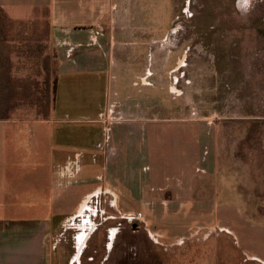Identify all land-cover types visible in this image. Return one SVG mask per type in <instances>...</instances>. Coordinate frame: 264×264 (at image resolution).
I'll return each instance as SVG.
<instances>
[{
    "label": "rangeland",
    "instance_id": "374dc122",
    "mask_svg": "<svg viewBox=\"0 0 264 264\" xmlns=\"http://www.w3.org/2000/svg\"><path fill=\"white\" fill-rule=\"evenodd\" d=\"M119 8L118 25L114 28L128 32L129 51L123 53L127 48L117 44L109 57H103L104 71L106 76L114 73L118 78L120 70L115 64L122 60H128L133 68L124 73L122 85L109 84L106 95L109 100L121 101L127 94L135 97V110L136 101L142 103L139 111L144 112V117L128 116L125 120L129 123L119 124L134 128L129 139L133 138L135 145L128 154L140 171L139 180L145 176L142 166L152 165L144 162L148 150L140 148L141 144H148L151 152L158 149L154 151L155 160L163 153L162 161L169 163L164 153L167 157L177 154V163L183 164L178 171L168 172L164 182L157 178L153 182L150 177L149 187L157 189L164 185V192L169 194L173 186L179 192L190 188L192 177L197 175L205 200L213 197L214 203L217 190L225 186L238 194L244 185L240 163L251 160L249 167L255 180V159L264 160V132L259 130L264 126V0H126ZM41 25L17 26L6 21L0 12V29L44 30ZM105 28L111 29V25ZM48 58L52 61L53 57ZM51 63L44 74L39 69L28 71L32 77L39 73L35 83L27 79L28 73L24 71L21 84L6 86L10 94L17 88L23 108L37 107L46 113L51 73L56 71L55 62ZM108 65L114 69L107 70ZM114 80L115 77L111 79ZM90 118L93 116L87 117ZM93 120L102 126V131L107 130L102 149L105 161L112 152L107 149L111 135L113 140L118 134L115 128L123 118L107 102ZM205 160L218 162L219 175ZM197 167H209L208 174L195 172ZM101 177L102 195L97 200L102 213L95 220L97 230L90 234L92 229H87L79 236L77 245L71 238L77 231L62 234L60 230L62 236L52 244L59 253L54 264H68L69 258L77 264L83 249L82 262L86 263L85 258L90 256L94 258L91 264H264V228L249 243L241 241L239 245L238 238L225 228L228 215L222 220L224 214L215 212L209 217L212 225H195L205 229L189 228L185 233L166 235L154 226L153 212L124 210L121 200L125 188L121 181L105 179L104 172ZM249 194L250 200L260 205L259 201L264 200V181L253 183ZM182 200L188 201L190 196ZM244 204L237 207L245 211ZM87 205H81L80 213ZM261 209L252 215L264 217V203ZM252 221L254 225H264V221Z\"/></svg>",
    "mask_w": 264,
    "mask_h": 264
},
{
    "label": "crops",
    "instance_id": "0c3cea01",
    "mask_svg": "<svg viewBox=\"0 0 264 264\" xmlns=\"http://www.w3.org/2000/svg\"><path fill=\"white\" fill-rule=\"evenodd\" d=\"M124 2L126 0H0V12L6 21L17 26L22 23L44 26V30L0 29V264H54L59 253L52 244L58 242L61 233L77 231L71 236L77 245L79 236L87 229H92L90 234L95 232L98 226L95 220L102 213L97 199L102 195L103 172L105 179L123 183L124 210L153 212L154 226L166 235L185 233L189 228L205 229L195 225H212L209 217L215 212L224 214L222 220L228 215L224 227L238 238L239 245L241 241L249 243L259 229L264 228L263 223H252V220L264 221L260 214L252 215L262 211L264 200L255 205L249 194L253 183L264 181L261 167L264 160L255 159L256 167L252 170L256 181L249 167L251 160L241 162L242 191L231 193L227 190L230 187H219L213 203V197L207 200L203 197L197 175L192 177L190 188L179 192L173 186L169 194L164 192L167 189L164 185L157 189L149 187L150 177L153 182L156 178L164 182L168 172L178 171L183 164L177 163V154L167 157L164 153L169 163L162 161L163 153L155 160L154 151L158 149L151 152L150 145L142 147L141 144L140 148L148 150L144 162L152 165L142 166L141 173L145 176L139 180L140 171L128 154L135 145L133 138L129 139L130 135L133 137L134 128H130V124H119L127 122L128 116L144 117V112L139 111L142 103L136 101L135 110V97L127 94L121 101L109 100L106 95L109 84L122 85L124 73L133 67H129L128 60L116 63V69L120 70L117 78L114 73L106 76L103 64V57H109L117 44L127 48L123 53L129 51L128 32L114 28L118 25L119 6ZM108 24L111 29L107 30ZM49 56L54 59L50 61ZM50 62H55L56 71L51 73L50 104L46 113L37 107L23 108L17 88L10 94L6 86L21 84L24 71L28 73L27 79L35 83L39 73H33L35 77H32L28 71L48 70L52 67L48 65ZM113 67L108 65L106 69L113 70ZM140 79L144 83V76ZM107 102L123 120L115 128L119 134L122 126V134H117L113 140L111 135L107 148L112 150L111 156L104 161L102 126L93 119L101 114ZM89 116L93 118L87 119ZM259 130L264 132V126ZM207 161L206 165L212 166L219 175L218 162ZM195 170L207 175L209 167ZM185 196H190V200H182ZM73 200L75 202L68 206ZM85 202L88 207L80 213ZM241 202L245 203V211L237 207ZM83 251L77 264H91L94 258L90 256L85 258L86 263L82 262ZM69 260L68 264L75 262L74 258Z\"/></svg>",
    "mask_w": 264,
    "mask_h": 264
},
{
    "label": "built area",
    "instance_id": "2783aa9c",
    "mask_svg": "<svg viewBox=\"0 0 264 264\" xmlns=\"http://www.w3.org/2000/svg\"><path fill=\"white\" fill-rule=\"evenodd\" d=\"M107 132L106 128H103V134H105Z\"/></svg>",
    "mask_w": 264,
    "mask_h": 264
}]
</instances>
